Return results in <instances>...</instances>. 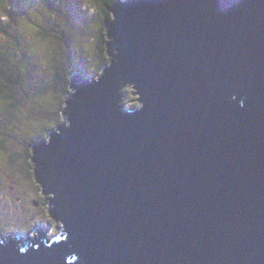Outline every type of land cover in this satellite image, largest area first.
Here are the masks:
<instances>
[{
  "label": "water",
  "instance_id": "95a60500",
  "mask_svg": "<svg viewBox=\"0 0 264 264\" xmlns=\"http://www.w3.org/2000/svg\"><path fill=\"white\" fill-rule=\"evenodd\" d=\"M111 13L114 61L73 77L67 123L34 146L67 237L0 242V264H264V0Z\"/></svg>",
  "mask_w": 264,
  "mask_h": 264
},
{
  "label": "rangeland",
  "instance_id": "374dc122",
  "mask_svg": "<svg viewBox=\"0 0 264 264\" xmlns=\"http://www.w3.org/2000/svg\"><path fill=\"white\" fill-rule=\"evenodd\" d=\"M10 5L11 1L5 4V8L0 10V16L11 10ZM21 6L22 9L15 13L18 18L16 24L10 23V36L0 32V54L3 56L5 53L9 58L11 62H8L6 69L12 70L19 82L7 100L0 97V131L5 133L0 136V147L7 146V150L10 149L9 152L0 149V235L29 236L38 228L46 227L50 229L47 235L55 237L62 222H56L51 216V201L46 200L37 183L36 163L28 160L26 150L33 141L38 143L37 148L40 142H48L51 134L67 123L61 110L66 109V100L73 91L70 89L66 94V88L61 90L59 87L46 90L43 82L50 78L48 76H51V72L46 73L44 67L52 64L54 68L57 64L65 69L62 73L75 69L84 71L88 76L94 75L98 59H94L89 52L94 49H97L96 52L101 51L100 30L104 23V12L101 4L93 0H21ZM95 17H98V21L93 19ZM48 18L53 22L43 21ZM2 20L0 28L7 27L9 21ZM72 25L77 28L75 36ZM46 32H50L49 36L54 42L62 43L57 45L55 51L54 44L42 39ZM61 35L65 39L64 43L57 38ZM7 42L8 45H5ZM105 69L107 67L91 78L102 77ZM85 74L75 73L72 78L81 75L88 79ZM133 88L127 87V91L122 94L123 103L129 109L140 106L137 101L140 96L135 94L138 91ZM47 132L48 136L45 137ZM6 136L16 141L17 147L8 144L10 142L4 140Z\"/></svg>",
  "mask_w": 264,
  "mask_h": 264
},
{
  "label": "trees",
  "instance_id": "16d2710c",
  "mask_svg": "<svg viewBox=\"0 0 264 264\" xmlns=\"http://www.w3.org/2000/svg\"><path fill=\"white\" fill-rule=\"evenodd\" d=\"M10 1L12 3V5H10L11 6V10L8 13L1 14V16H0V23L3 21L2 19L9 21V24H8L7 27H5V28L1 27L0 28V32L6 34L7 36H10V34L8 33V31H10V23L13 22L12 24H16V20L18 19V18L15 17L16 11L18 9H20V8L22 9L21 0H9V1L3 0V3L2 4L0 3V10L4 9L5 8V4H7ZM90 1H92V0H90ZM117 1L118 0H93L94 3H96V4L100 3L101 4L103 12H104V19H103L104 23H103L102 29L100 30L101 38H102L101 45H100L101 51L96 52L97 49H94L93 51L89 52V53H91V55H93L94 59H95V57H96V59H98V66H97V69L94 71V75H89L88 76V75L85 74L84 71L75 70V69L71 70L69 73H66V72L62 73V71L65 70V69L62 68L63 66L56 64V65L53 66L54 68H52V64L51 65H47V66L44 67L45 68L44 70H46V73L51 72V76H48L50 78L49 79L47 78V80H44V82H43V84L46 85V88H47L46 90H48L49 87L54 88V89H57V87H59L61 90H65V88H66V94H67L69 92V90L72 89V84H73L72 76L75 73L85 74V77L91 78L92 76L97 75L99 72H102V70L104 68L109 67L112 64V62L114 61V57L113 56L110 57L109 54H108V43L110 41L109 37H108V34H109L108 25L113 21V14L111 13V8L114 6V4ZM5 11H7V9ZM93 19L98 21V17H95ZM43 21L46 22V23H52L53 22V21H51L50 18H48L46 20L44 19ZM68 23L70 24V22H68ZM95 25H97V24H95ZM51 26L54 27V25H51ZM55 27L57 28L56 25H55ZM76 29H77L76 26L72 25V30L74 31V36L77 34ZM43 32H45V31H43ZM49 33H47V32L44 33L43 34L44 36H43L42 39L44 41H46V42H50V43L54 44L53 45V50L55 51V49L58 48L57 45L58 44H62V43L61 42L60 43L54 42L52 37L49 36ZM53 37H55V36H53ZM57 38H59L64 43L65 39L63 38L62 35L60 37H57ZM5 45H8V42ZM5 45H4V47L6 48ZM60 56L61 55H59V57ZM0 57H1L0 59H4V60H2V62H0V97L2 99L7 100V98H9L8 96H9L10 93H11V95H13L12 94V93H14L13 89H14L15 86L18 87L19 82L15 78V75L13 74L12 70L6 69V66L8 65V62L9 63L11 62L9 60V58L6 57V54L4 53L3 56H2V53H1ZM6 60H7V62H6ZM41 69H43V68H41ZM66 70H68V69H66ZM48 84H49V86H48ZM8 88H9V90H8ZM126 91H127V88H124V90L121 92V94H123V92L125 93ZM66 102H67V100H66ZM64 110L65 109L61 110L62 113H63ZM62 113L59 114V116H61ZM0 126L2 127V123L0 124ZM0 130H2V129H0ZM48 132L45 135V137L48 136ZM3 134H5V133H2V131H0V136L3 135ZM4 140H6L7 142H10L8 144L13 145L14 147L17 144V142L13 141L11 137H7L6 136L4 138ZM6 141H4V142L1 141V142L3 144H5ZM34 146H38V143H36L35 141L31 142L28 151L26 150V152H28V154H29L28 155V160H30V161H32V159L35 157V151H36L37 147L33 148ZM0 149L4 150L5 152H7V151L9 152L10 151L9 148L7 150V146L0 147ZM17 151L18 150H16L15 153H17ZM10 161H13V160H10ZM9 165H10V163H9ZM12 165H14V164H12Z\"/></svg>",
  "mask_w": 264,
  "mask_h": 264
},
{
  "label": "bare ground",
  "instance_id": "6f19581e",
  "mask_svg": "<svg viewBox=\"0 0 264 264\" xmlns=\"http://www.w3.org/2000/svg\"><path fill=\"white\" fill-rule=\"evenodd\" d=\"M114 19V18H113Z\"/></svg>",
  "mask_w": 264,
  "mask_h": 264
}]
</instances>
